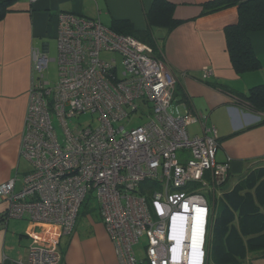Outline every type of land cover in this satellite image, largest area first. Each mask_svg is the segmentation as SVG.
Masks as SVG:
<instances>
[{
    "label": "built area",
    "instance_id": "built-area-1",
    "mask_svg": "<svg viewBox=\"0 0 264 264\" xmlns=\"http://www.w3.org/2000/svg\"><path fill=\"white\" fill-rule=\"evenodd\" d=\"M58 20V83L52 88L46 79L48 55L33 50L22 144L32 170L20 191L17 178L0 186L6 203L0 224L25 219L57 226L68 236L94 195L120 264H175L173 225L187 215L197 220L198 248H206L211 208L205 193L220 194L229 170L216 160L217 128L202 114L171 113L176 79L150 45L99 20L72 14ZM213 75L207 68L203 79ZM87 113L97 116L96 128L73 125ZM136 117L141 124L127 129ZM196 123L200 136L189 132ZM144 238L145 258L139 259L135 247ZM18 264H61V255L56 244H48L30 248Z\"/></svg>",
    "mask_w": 264,
    "mask_h": 264
},
{
    "label": "crops",
    "instance_id": "crops-1",
    "mask_svg": "<svg viewBox=\"0 0 264 264\" xmlns=\"http://www.w3.org/2000/svg\"><path fill=\"white\" fill-rule=\"evenodd\" d=\"M166 1L174 6L173 19L182 24L171 32L167 25L153 27L156 45L153 49L158 57L164 59L176 79L171 113L176 115L178 111H188L192 115L202 114L207 118V125H214L218 130L216 160L228 164L229 170L220 194L213 198L209 192L205 193L211 208L207 264H232L226 256L225 240L216 232L214 221L220 207L226 204V192L231 191L251 169L264 164V124L261 123L264 115L238 105L240 96H248L253 88L264 85V31L250 34L259 67L240 74L231 62L225 34L226 28L239 22L238 8L202 16L204 5L213 0ZM155 2H13L5 19L0 22V186L17 178L16 191H20L22 179L28 172L29 164L22 155V144L30 90L35 77L32 53L37 49L45 52L50 59L52 49H57L58 16L72 14L99 20L113 31L116 22H127L132 27V33L122 26V33L115 32L134 38L139 35L143 39L141 33L148 30L147 15ZM207 68L214 75L204 80L203 72ZM191 127L197 128L191 135H202L200 123ZM5 211L6 203L0 198V216ZM48 244L58 246L61 264H120L97 202L84 203L75 229L68 236L62 235L61 228L57 226L25 219H9L0 224V264H18L26 260L30 248H41ZM234 264H264V253L251 251L246 260Z\"/></svg>",
    "mask_w": 264,
    "mask_h": 264
},
{
    "label": "trees",
    "instance_id": "trees-1",
    "mask_svg": "<svg viewBox=\"0 0 264 264\" xmlns=\"http://www.w3.org/2000/svg\"><path fill=\"white\" fill-rule=\"evenodd\" d=\"M14 1L0 0V22L5 19ZM234 7L238 8L240 19L237 25L226 28L225 34L231 62L236 72L241 74L259 67L250 34L264 31V0H213L204 5L202 16ZM173 11L174 6L166 0H156L147 15L148 30L141 33L143 39L139 35L136 38L156 48L153 27L167 25L171 32L182 24L173 19ZM121 26L132 33V27L127 22H116L113 29L122 33ZM238 105L264 115V85L253 88L248 96H240ZM261 123L264 124V118ZM225 197L226 204L215 215L214 228L225 240L226 256L234 264L246 260L251 251L264 253V164L246 173L231 191L226 192Z\"/></svg>",
    "mask_w": 264,
    "mask_h": 264
},
{
    "label": "clouds",
    "instance_id": "clouds-1",
    "mask_svg": "<svg viewBox=\"0 0 264 264\" xmlns=\"http://www.w3.org/2000/svg\"><path fill=\"white\" fill-rule=\"evenodd\" d=\"M197 220L189 215L180 217L173 225L172 259L175 264H194L199 258L207 264V246L199 249L197 246Z\"/></svg>",
    "mask_w": 264,
    "mask_h": 264
},
{
    "label": "rangeland",
    "instance_id": "rangeland-1",
    "mask_svg": "<svg viewBox=\"0 0 264 264\" xmlns=\"http://www.w3.org/2000/svg\"><path fill=\"white\" fill-rule=\"evenodd\" d=\"M57 56H58L57 49L56 48L52 49V52L50 54V59L55 60V59H57ZM102 57L104 59L108 60L113 56L109 55V54H103ZM115 57L117 58L118 63L120 64L121 63L120 57H117V56H115ZM46 78H47V81H49L50 86L52 88H54L57 85V83H58V65L56 62L50 63L49 68L46 71ZM137 120H138V117L133 118V123L130 126H128L127 129L136 127L139 124H141V123H137ZM72 123H73V125H80L82 128H89V127L96 128L98 126L97 125V116H94L91 113H87L85 115H82V116H79V117L73 119ZM121 125H123V124H121ZM196 130H197L196 127L189 128L190 133H194V132H196ZM180 155H182V154H180ZM27 163L29 165L27 166L26 171L30 172L32 170V165L29 162H27ZM150 185H151L150 183H147V184L142 186V189L146 190V188ZM89 201H93V204H95L96 200L94 198V195H90L88 197L86 202H89ZM146 247H147V240L145 238L141 240L140 245L135 247V252H136L139 259L145 258Z\"/></svg>",
    "mask_w": 264,
    "mask_h": 264
}]
</instances>
